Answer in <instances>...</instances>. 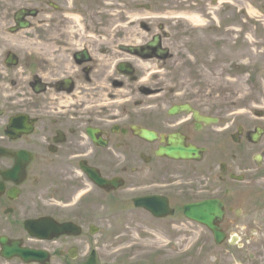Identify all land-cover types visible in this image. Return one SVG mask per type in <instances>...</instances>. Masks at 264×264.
Returning a JSON list of instances; mask_svg holds the SVG:
<instances>
[{"label": "flooded vegetation", "instance_id": "flooded-vegetation-1", "mask_svg": "<svg viewBox=\"0 0 264 264\" xmlns=\"http://www.w3.org/2000/svg\"><path fill=\"white\" fill-rule=\"evenodd\" d=\"M176 1L159 7L160 0H53V31L32 35L11 31L24 6L0 0V264H144L134 249L105 252L114 233L100 222L131 209L168 232L197 233L198 247L215 252L213 264H224L233 247L264 264V110L223 111L213 94L209 108L200 107L182 82L201 63H169L178 42L187 51L194 39H208L211 84L232 87L231 76L244 74L264 99V86H256L264 59L247 54L252 41L264 43V0ZM165 19H194L196 27ZM138 28L147 37L141 43ZM154 39L161 58L137 53ZM184 104L211 121L177 109ZM179 146L199 153L159 154ZM151 194L164 197L158 204L168 205V217L129 201ZM212 199L223 204L222 218H215L227 236L221 246L184 212ZM44 218L45 227L70 221L79 233L38 237L36 221ZM165 256H149L147 264H185ZM198 258L196 264H207Z\"/></svg>", "mask_w": 264, "mask_h": 264}, {"label": "rangeland", "instance_id": "rangeland-1", "mask_svg": "<svg viewBox=\"0 0 264 264\" xmlns=\"http://www.w3.org/2000/svg\"><path fill=\"white\" fill-rule=\"evenodd\" d=\"M160 1L162 2L159 3V7L167 5L168 2L174 5L178 4L176 0H160ZM44 2H46V0H41V3L38 1L34 2L33 0H11L10 3L11 7H13V5H15L16 7H21V6L30 5L31 3H38L36 5L38 6V8L41 9L42 13L36 19H34L33 28L29 30H25V31H29V33L32 32L33 33L32 35H35V33L37 32L42 34V32L44 33V32L53 31V10L50 9L48 6H46ZM174 14L175 13H171L168 14L167 16ZM146 16H151V15H146ZM157 20L160 19L159 18L152 19V21L154 22H156ZM175 20H178L179 22H182L183 20L184 25H186V29L189 30L195 29L192 23L186 22L184 19L181 20L165 19V22L170 23ZM70 24L71 23L68 22V26ZM69 28L71 29V27ZM135 35L137 42L141 43L147 39V37H145L144 34L140 32L139 28L137 30V33H135ZM193 41L194 43L190 46V48L187 51H184L183 44L181 42H178L175 45L176 60L173 59L169 61V63H176V62H183L186 64L201 63L197 67L188 69L184 72L185 74L183 76L182 87H184V93H186L185 94L186 97L188 96L193 97L194 95L199 96L200 99L197 100V103L201 104L199 106L209 108V106L212 104V99H211L212 94L213 96L217 95L216 104L218 105L219 109L223 111L239 109V108H235V106H239V105H241L240 109L250 110L253 108L252 103H254L255 106L257 105L264 106V99L262 98V96L260 95L259 97H257V93L253 92L255 90L253 87L255 86L250 85L246 81L247 75L241 74L242 76L241 75L231 76V79L234 80V85H232V87L227 88V84L221 85V81L219 83L217 82L211 84V81L209 79V75H210L209 69L211 65L210 55L208 49H206L203 45L204 42L208 43V39L198 38V39H194ZM196 43H198L200 47L204 49L199 51V49L196 47ZM250 45L253 46V49L250 48L248 50L247 52L248 56L255 57L256 59L257 58L264 59L263 53L260 52V50L263 49L262 46L264 45V43L261 42L260 44H257L254 41H252V44ZM177 49H180L182 52L177 51ZM208 58L209 60H207ZM153 70H157V68L154 67ZM227 82L230 84L233 81L228 80ZM257 85L264 86V74H262V76L258 78V81H256V86ZM228 92H232V94H228ZM261 93H264V90L261 91ZM231 105H233L234 108H232ZM106 222H107L106 227L108 228V229L106 228L107 230L110 229L109 224H111V228L113 229V232L117 230L120 233L118 237H113L111 235L106 236V241L108 245H109V240L111 245L106 248L107 249V251H105L106 256H109L111 254L124 255L123 254L124 252L130 253L131 249L135 247L132 253L142 255L146 259H148V256L150 255H154V256L166 255L167 259H169L170 255H177L180 253L192 254L189 259L188 258L186 259L185 264H194V263L196 264L199 261L198 255L203 254L209 256L210 254V252H205L204 250L203 251L199 250L197 253L194 251L196 247L191 244L193 240L197 237L194 234H193L194 236L188 238L185 235L179 236L178 232L169 233L168 231L164 230L161 225L152 222L150 218L144 214L132 215L131 213L125 212L124 214L121 213V215H112L110 222L109 221ZM116 225L118 226V228L115 227ZM184 232L185 231H181L180 233L182 234ZM237 255L246 256L247 255L246 249H244L243 252L242 251L235 252V256ZM246 261H249V259H247ZM145 264H147V262H145Z\"/></svg>", "mask_w": 264, "mask_h": 264}, {"label": "water", "instance_id": "water-1", "mask_svg": "<svg viewBox=\"0 0 264 264\" xmlns=\"http://www.w3.org/2000/svg\"><path fill=\"white\" fill-rule=\"evenodd\" d=\"M21 13L20 14H18V17H17V19L18 20H20L21 19ZM21 26H27V24H21ZM183 153V152H182ZM149 199H147V200H144V201H142V202H144V203H149ZM56 230H57V234L58 235H60V234H63V233H71V232H73L72 231V227H71V224L70 223H67V224H65V225H63V226H60L59 228H56Z\"/></svg>", "mask_w": 264, "mask_h": 264}, {"label": "bare ground", "instance_id": "bare-ground-1", "mask_svg": "<svg viewBox=\"0 0 264 264\" xmlns=\"http://www.w3.org/2000/svg\"><path fill=\"white\" fill-rule=\"evenodd\" d=\"M47 37H48V41L52 40L53 39V33L51 35H48ZM51 46H52L51 43H49L48 45H46L47 48H50Z\"/></svg>", "mask_w": 264, "mask_h": 264}]
</instances>
